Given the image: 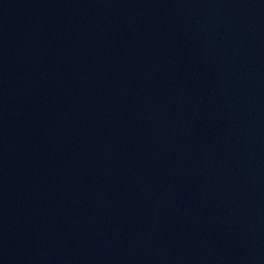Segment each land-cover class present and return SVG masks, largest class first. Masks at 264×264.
Returning <instances> with one entry per match:
<instances>
[{
	"label": "water",
	"instance_id": "1",
	"mask_svg": "<svg viewBox=\"0 0 264 264\" xmlns=\"http://www.w3.org/2000/svg\"><path fill=\"white\" fill-rule=\"evenodd\" d=\"M0 264H264V0H0Z\"/></svg>",
	"mask_w": 264,
	"mask_h": 264
}]
</instances>
